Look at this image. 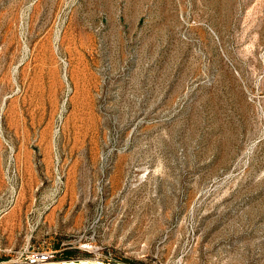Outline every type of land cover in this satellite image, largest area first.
Here are the masks:
<instances>
[{
    "label": "rangeland",
    "instance_id": "rangeland-1",
    "mask_svg": "<svg viewBox=\"0 0 264 264\" xmlns=\"http://www.w3.org/2000/svg\"><path fill=\"white\" fill-rule=\"evenodd\" d=\"M264 264V0H0V264Z\"/></svg>",
    "mask_w": 264,
    "mask_h": 264
},
{
    "label": "bare ground",
    "instance_id": "bare-ground-1",
    "mask_svg": "<svg viewBox=\"0 0 264 264\" xmlns=\"http://www.w3.org/2000/svg\"><path fill=\"white\" fill-rule=\"evenodd\" d=\"M35 264H106V263H100L92 260L91 261L61 260L55 262V261H51L49 258L44 259L41 256H39L36 259Z\"/></svg>",
    "mask_w": 264,
    "mask_h": 264
},
{
    "label": "trees",
    "instance_id": "trees-1",
    "mask_svg": "<svg viewBox=\"0 0 264 264\" xmlns=\"http://www.w3.org/2000/svg\"><path fill=\"white\" fill-rule=\"evenodd\" d=\"M73 257V250H66L64 253V256L61 257V259H70ZM114 264H124L123 262L120 261H112Z\"/></svg>",
    "mask_w": 264,
    "mask_h": 264
},
{
    "label": "built area",
    "instance_id": "built-area-1",
    "mask_svg": "<svg viewBox=\"0 0 264 264\" xmlns=\"http://www.w3.org/2000/svg\"><path fill=\"white\" fill-rule=\"evenodd\" d=\"M39 256H41V255H39L38 253H37V254H32V255L30 256V258H29V262H30V264H35V263H36V259H37ZM42 258H44V257H42ZM44 259H46V258H44Z\"/></svg>",
    "mask_w": 264,
    "mask_h": 264
}]
</instances>
